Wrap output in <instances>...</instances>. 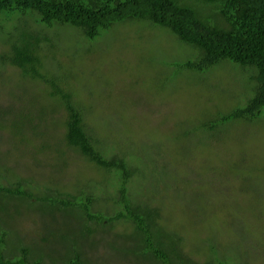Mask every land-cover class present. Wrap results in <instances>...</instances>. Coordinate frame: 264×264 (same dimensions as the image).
<instances>
[{
  "label": "rangeland",
  "instance_id": "rangeland-1",
  "mask_svg": "<svg viewBox=\"0 0 264 264\" xmlns=\"http://www.w3.org/2000/svg\"><path fill=\"white\" fill-rule=\"evenodd\" d=\"M30 14L0 13V184L19 180L36 196L3 201L0 210L13 215L0 219L9 233L4 254L25 247L32 261L44 254L41 264H67L85 220L72 209L54 211L43 195L92 197L91 213L105 216L122 210L120 177L63 142L66 113L50 88L2 63L15 41L32 35L40 39L41 72L58 74L84 104L99 149L127 160L128 196L156 240L168 237L198 263L264 264V111L255 122L210 127L245 105L251 73L228 62L204 73L180 68L197 52L147 22L117 25L91 42ZM105 223L82 244L85 264H149L132 222Z\"/></svg>",
  "mask_w": 264,
  "mask_h": 264
},
{
  "label": "trees",
  "instance_id": "trees-1",
  "mask_svg": "<svg viewBox=\"0 0 264 264\" xmlns=\"http://www.w3.org/2000/svg\"><path fill=\"white\" fill-rule=\"evenodd\" d=\"M29 12L34 13L30 16H38V22L47 28H76L84 40L91 42L114 30L115 26L128 22H147L169 30L197 52L194 59L180 68L204 73L228 62L251 73L245 105L221 115L212 123L211 128L242 119L255 122L263 114L264 0H0V13L8 14L4 15L7 19L12 20L14 14L27 16ZM39 41V38L32 35L28 39L24 37L22 42L15 41L12 44V57H1L2 63L19 68L25 77L35 82L45 83L50 88V96L66 113L61 121L65 127L63 142L79 151L99 169L114 173L121 179L119 190L122 210L114 216H105L102 212L91 213L94 203L92 197H88L87 202L86 197H39V201H46L54 211V208L61 207V210L72 209L85 220L83 239L74 241L73 251L66 255V263L85 264L87 259L82 244L91 240L99 231V226H105V221L112 223L125 220L132 222L134 230L143 236V250L149 264H203L184 255L182 247L175 248L168 237L166 239L169 243L166 239H155L148 216L141 208L134 206L128 196V183L133 171L127 160L106 157V152L99 149L97 139L86 126L84 104L82 106L81 101H74L73 94L62 84L58 74L41 72L43 62L39 54L40 45H37ZM17 181L11 182L10 186L0 184V209L7 199L32 201L36 197L33 186ZM56 194L61 195V191L57 190ZM0 212L3 214L0 216L2 220H5L4 214L7 217L13 216L10 210ZM1 222L0 264H41L45 255L41 254L37 260L32 261L31 253L25 247H20L21 253L12 258L4 254L9 233L2 230L1 226L5 222ZM119 250L116 249V252ZM212 251L214 249L211 248ZM204 264L230 263L220 259Z\"/></svg>",
  "mask_w": 264,
  "mask_h": 264
}]
</instances>
